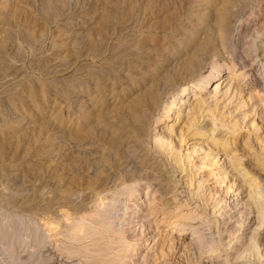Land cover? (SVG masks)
I'll use <instances>...</instances> for the list:
<instances>
[{"label": "rangeland", "instance_id": "374dc122", "mask_svg": "<svg viewBox=\"0 0 264 264\" xmlns=\"http://www.w3.org/2000/svg\"><path fill=\"white\" fill-rule=\"evenodd\" d=\"M221 1L0 0V264H264V0L211 59Z\"/></svg>", "mask_w": 264, "mask_h": 264}, {"label": "bare ground", "instance_id": "6f19581e", "mask_svg": "<svg viewBox=\"0 0 264 264\" xmlns=\"http://www.w3.org/2000/svg\"><path fill=\"white\" fill-rule=\"evenodd\" d=\"M214 3V2H213ZM235 3V0H222L220 3H215L214 7H215V10L213 12V21L216 25V28H217V35L215 36V38H211V37H207L204 44L200 46V48L197 50L198 54H210L212 57L211 59L213 58H217L220 54H221V50H224L226 48V46H228V44L230 45V47L233 49V51H236L237 49V45L236 43L238 42V38L240 37L239 34L237 33L238 32V29L240 27V16H238V10H234V7H236L234 5ZM242 6V5H241ZM249 6V5H248ZM238 9V8H236ZM240 10V9H239ZM241 14V13H240ZM243 15V14H242ZM243 18V17H242ZM115 34V33H114ZM114 34H112L111 36H113ZM211 35V34H210ZM110 39V38H109ZM231 42V43H230ZM108 43H110L108 41ZM243 44V43H242ZM106 47V46H105ZM107 50V48H106ZM231 51V50H230ZM232 51V52H233ZM106 52V51H105ZM238 54V53H237ZM249 56V54H248ZM251 56V55H250ZM254 56V55H253ZM101 57V55H100ZM244 57V56H243ZM250 58V57H249ZM252 59V58H251ZM237 63V62H235ZM255 63V60H243L242 58L240 59V62L235 66V69L238 70V69H243V68H247V67H252ZM209 64V63H208ZM211 65L213 67V69H215V67H217L218 63L217 62H214L212 61L211 62ZM189 67V66H188ZM202 73L197 76L198 78L199 77H202L201 76ZM212 75V74H211ZM230 74H227L226 76V80H230L232 78H236L237 75L235 72L232 73V76L229 77ZM206 79V78H205ZM204 80V77L201 78V82L200 84L198 85H194V87L197 88H203V83L202 81ZM261 80L263 83V86H264V76L261 77ZM257 82V81H256ZM192 83V82H191ZM184 86H186L187 84H183ZM177 83H175V85L172 86L171 88V92L170 94H173V100L176 99L177 95L175 94L176 91H177ZM185 88V87H184ZM184 90H187V89H184ZM159 92V91H158ZM259 92L261 93H264V87L260 88ZM175 94V95H174ZM179 97V96H178ZM147 100L149 101V103L151 105H156L157 103L160 102V96L157 92L155 91H151L148 93V97H147ZM136 101V100H135ZM144 102V101H142ZM174 102V101H173ZM190 121V120H189ZM188 121L187 124H189L190 122ZM196 132V131H195ZM203 134V133H202ZM236 163V162H235ZM235 166V165H234ZM126 190V189H125ZM130 190V189H129ZM132 190V189H131ZM132 192V191H131ZM129 194V193H128ZM133 194V193H132ZM155 204V203H154ZM137 205V204H136ZM115 206V205H114ZM112 206L110 207H107L105 208V210L103 212L100 213V216L101 217V220H102V223L103 225H110L112 224ZM114 219V218H113ZM82 227V226H81ZM10 229V228H8ZM7 229V230H8ZM99 229V228H98ZM184 229V228H183ZM33 231V230H32ZM108 231V230H106ZM101 232V231H100ZM34 233V231H33ZM14 234V233H13ZM75 234V233H74ZM98 232H96L95 230L89 228V227H86L84 228L83 230V234H79V235H74L72 237L73 240H80L82 239V237L84 238H98ZM104 234V233H103ZM43 236V235H42ZM41 236V237H42ZM69 237V235H67ZM103 236V235H102ZM71 238V237H69ZM96 241V240H95ZM125 244V243H124ZM67 250V248H66ZM70 250V249H68ZM76 250V249H74ZM79 250V249H77ZM76 250V251H77ZM81 252V250H79ZM126 252V251H125ZM119 253V252H118ZM86 254V253H85ZM87 255V254H86ZM106 257V256H105ZM101 259V258H100ZM97 264V263H96Z\"/></svg>", "mask_w": 264, "mask_h": 264}]
</instances>
